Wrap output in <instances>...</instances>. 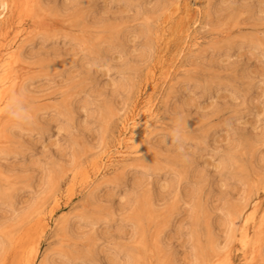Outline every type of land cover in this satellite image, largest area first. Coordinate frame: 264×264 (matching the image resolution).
<instances>
[{"label": "rangeland", "instance_id": "374dc122", "mask_svg": "<svg viewBox=\"0 0 264 264\" xmlns=\"http://www.w3.org/2000/svg\"><path fill=\"white\" fill-rule=\"evenodd\" d=\"M176 1L42 0L48 30L25 35L22 9L0 25V55L25 44L30 90L19 117L0 110L9 137L0 143V264H209L212 243L240 225L231 207L264 201V0H188L196 23ZM162 22L190 25L189 42L201 46L169 37L166 57L183 47L181 59L147 96ZM150 96L151 157L120 144L133 132L122 120ZM119 152L127 169L106 162L88 200L84 167ZM54 195L46 227L40 216Z\"/></svg>", "mask_w": 264, "mask_h": 264}, {"label": "bare ground", "instance_id": "6f19581e", "mask_svg": "<svg viewBox=\"0 0 264 264\" xmlns=\"http://www.w3.org/2000/svg\"><path fill=\"white\" fill-rule=\"evenodd\" d=\"M20 2L21 3H19L17 0H0V25L13 23L14 17L22 9L24 14L30 20L29 25L23 30L25 35L36 33L40 29H49V23L47 20L48 17L46 14L47 11L43 7L42 0H20ZM167 8L168 7H166V10ZM174 8L175 11H178L186 19L194 18V23H196L195 15L197 14L198 9L190 1L178 0L174 3ZM174 24L175 27L170 30H168V25L165 22H162L160 24L161 27L158 30V46L160 47L158 49V64H156L159 68V75L156 78L154 67L150 68L149 75L151 76V78L156 79V83L154 84L152 91L148 92L147 96L152 95L154 93V90L158 87V80L160 78L163 79L164 83L172 77L175 65H177L181 59L183 47L177 49L175 55L171 57H166L169 44V37H176V35L182 34L184 43L182 41L181 46H184L185 43L190 44V46H201L200 41L198 39H196L192 43L189 42L190 25L189 27H186V29L184 27L180 28V26L177 25L176 22ZM19 45L18 48L8 50L2 55H0V110L6 111L7 120L12 118V115H15L17 117L20 116L21 112L17 111L16 105L20 102L22 98L26 97L24 93H29L30 91L27 86V77L22 74L23 71L27 68V65L23 62L24 60H22V58L24 59L23 49L25 44L21 45L19 43ZM177 71L178 68L175 70L174 73H176ZM171 82L172 80L169 81V85L171 84ZM26 99L28 100V98ZM33 100L36 103L41 102L45 99L44 97L39 96L37 98L35 97ZM155 100V98L153 99L152 96H150L148 99H146V101H144L145 104L139 107L136 112L131 113L129 116L125 117L122 120V129L124 131L131 129L133 132L131 133L130 138H124L123 136L122 141H120V144L123 143L122 146H126V144H124L126 142H131L136 148L137 152H146L145 154L150 157L154 154L150 146L153 135L152 118L157 116V111L155 110ZM38 104L40 105V103ZM30 108L33 109L34 106ZM42 108L48 107L42 106ZM12 128L13 127H11L10 133L8 135H10L13 131ZM5 135L4 126H1L0 141L2 140V142L0 143L9 142V137ZM4 151V149H0V153ZM125 156L126 154L121 152L114 155L110 153H103L102 156L96 159L97 163H95V165L97 166V170L91 171V169H89L87 166L84 167L80 183L86 188V190H89L88 200H91L92 198L96 199L95 191L97 188L100 187V184H97L95 180L101 175L104 167L106 166V162H108L107 165H113L115 169H121L125 171L128 167V164L125 163ZM104 159L106 161H104ZM147 168L152 170H160L161 167H159L158 162L152 161ZM100 177L102 178L104 176L102 175ZM262 180L263 181L261 187L264 188V178ZM53 203V206L48 211L43 213L42 216H40V221H43L46 227L49 221L53 219L54 212L59 205L58 196L54 195ZM149 205L150 207L148 208L151 209L153 207L152 200L149 202ZM263 205L264 201L262 199V194H259L248 207H246L245 205L238 204L231 207L233 214L239 213L240 225L238 229L232 232L230 237L227 238V240L221 247H218L217 244L212 243V247L210 249L211 252L208 257L209 264H259L261 262L264 257ZM39 207L40 206H37V208ZM152 209H154V207ZM152 211L153 210H149L150 214L153 213ZM58 219H60V222L62 224H65V230V227L69 225L71 217L70 215H64ZM9 230L10 229L8 228V232ZM152 237L153 244L156 246L157 251V246L160 245V240L154 235ZM5 244L6 243H4L3 246H5ZM235 252L239 254V261L237 263L233 259V255ZM42 264H47V260L45 259Z\"/></svg>", "mask_w": 264, "mask_h": 264}]
</instances>
